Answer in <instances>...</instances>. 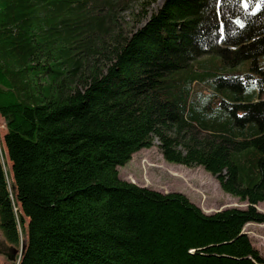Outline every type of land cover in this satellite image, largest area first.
Listing matches in <instances>:
<instances>
[{
  "label": "trees",
  "instance_id": "trees-1",
  "mask_svg": "<svg viewBox=\"0 0 264 264\" xmlns=\"http://www.w3.org/2000/svg\"><path fill=\"white\" fill-rule=\"evenodd\" d=\"M153 2L0 0V233L25 238L12 263L264 264L243 233L264 225V7L165 0L147 18ZM155 140L248 207L206 214L120 179Z\"/></svg>",
  "mask_w": 264,
  "mask_h": 264
},
{
  "label": "rangeland",
  "instance_id": "rangeland-1",
  "mask_svg": "<svg viewBox=\"0 0 264 264\" xmlns=\"http://www.w3.org/2000/svg\"><path fill=\"white\" fill-rule=\"evenodd\" d=\"M164 1L155 0L149 7H146L145 13L147 14V18L152 13L157 12ZM141 2H134L130 10L122 14L125 22L130 21L133 12L140 13L139 5ZM142 14H139V16ZM212 60L219 62L215 58H212ZM258 61L260 66H263L264 56H261ZM249 66L250 62H245L235 69H225L224 75L244 74L247 72ZM4 134L5 124L0 118L1 143H3L2 137ZM158 145V141L155 140L151 148L141 150L134 154L128 164L118 169L120 179L131 182L139 187L149 188L161 193H181L206 214L226 209H246L248 207L247 203L240 202L237 198L224 193L216 179L206 173L201 167L186 168L180 165L166 163ZM256 210L264 214V204L259 203L256 206ZM243 233L248 235L253 247L264 258V225L248 224L244 227ZM23 235L20 233V247L24 245L25 238ZM2 238L0 233V242L3 240ZM19 246L16 249L20 250ZM0 264L14 263L9 262L7 258L0 255Z\"/></svg>",
  "mask_w": 264,
  "mask_h": 264
},
{
  "label": "water",
  "instance_id": "water-1",
  "mask_svg": "<svg viewBox=\"0 0 264 264\" xmlns=\"http://www.w3.org/2000/svg\"><path fill=\"white\" fill-rule=\"evenodd\" d=\"M4 251H0V254L5 256L9 262H15L18 257L23 253L24 245L20 247V250L16 249L13 246H7L3 243Z\"/></svg>",
  "mask_w": 264,
  "mask_h": 264
},
{
  "label": "snow or ice",
  "instance_id": "snow-or-ice-1",
  "mask_svg": "<svg viewBox=\"0 0 264 264\" xmlns=\"http://www.w3.org/2000/svg\"><path fill=\"white\" fill-rule=\"evenodd\" d=\"M240 2L245 8V10H247L250 6L251 0H240ZM254 7L256 8V10H259L261 7H264V0H257ZM237 23H239V21H237ZM240 26L243 27L242 24H240Z\"/></svg>",
  "mask_w": 264,
  "mask_h": 264
},
{
  "label": "flooded vegetation",
  "instance_id": "flooded-vegetation-1",
  "mask_svg": "<svg viewBox=\"0 0 264 264\" xmlns=\"http://www.w3.org/2000/svg\"><path fill=\"white\" fill-rule=\"evenodd\" d=\"M3 243L6 244L7 246H10V245H8L5 241L2 240V241L0 242V251H4ZM0 255H1V254H0ZM1 256H3V255H1ZM3 257L6 258L5 256H3Z\"/></svg>",
  "mask_w": 264,
  "mask_h": 264
}]
</instances>
